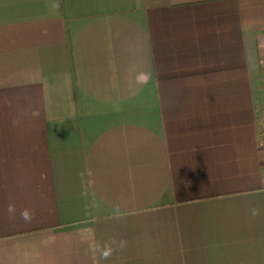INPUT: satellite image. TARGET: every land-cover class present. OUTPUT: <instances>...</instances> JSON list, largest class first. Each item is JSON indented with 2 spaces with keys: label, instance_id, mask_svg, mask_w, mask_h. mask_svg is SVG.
<instances>
[{
  "label": "crops",
  "instance_id": "1",
  "mask_svg": "<svg viewBox=\"0 0 264 264\" xmlns=\"http://www.w3.org/2000/svg\"><path fill=\"white\" fill-rule=\"evenodd\" d=\"M263 45L264 0H0V264H264Z\"/></svg>",
  "mask_w": 264,
  "mask_h": 264
},
{
  "label": "clouds",
  "instance_id": "2",
  "mask_svg": "<svg viewBox=\"0 0 264 264\" xmlns=\"http://www.w3.org/2000/svg\"><path fill=\"white\" fill-rule=\"evenodd\" d=\"M12 210H13L12 206L9 205V212H11ZM251 215L253 217L259 215V211L256 208H253L251 209ZM22 218L25 221H28L30 219V216L27 211L22 213ZM115 243H116L115 241H112L111 244H105L103 248H101V246L98 243H96L94 240H91L88 245V251L91 252L93 255L99 253L101 259L107 260L111 257L113 252L117 250L112 246ZM123 246H124V242L120 241L118 247L122 248Z\"/></svg>",
  "mask_w": 264,
  "mask_h": 264
},
{
  "label": "built area",
  "instance_id": "3",
  "mask_svg": "<svg viewBox=\"0 0 264 264\" xmlns=\"http://www.w3.org/2000/svg\"><path fill=\"white\" fill-rule=\"evenodd\" d=\"M260 56L262 58L263 68H264V45L262 46ZM257 142H258V163H259V167L262 171L261 191L264 193V131H261L258 133Z\"/></svg>",
  "mask_w": 264,
  "mask_h": 264
}]
</instances>
